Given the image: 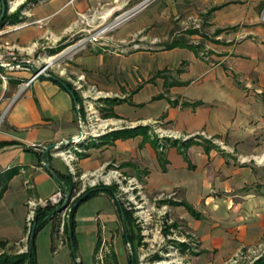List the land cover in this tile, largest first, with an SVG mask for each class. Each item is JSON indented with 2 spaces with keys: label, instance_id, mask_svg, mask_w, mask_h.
I'll list each match as a JSON object with an SVG mask.
<instances>
[{
  "label": "crops",
  "instance_id": "crops-1",
  "mask_svg": "<svg viewBox=\"0 0 264 264\" xmlns=\"http://www.w3.org/2000/svg\"><path fill=\"white\" fill-rule=\"evenodd\" d=\"M28 1L12 0L7 14L19 15L0 24L6 78L0 79V254L27 251V203L43 206L60 190L43 150L80 133L62 83L80 98L88 122L93 106L101 112L77 144L73 165L80 178L100 177L98 185L114 192L76 206L73 241L61 237L67 214L56 232L54 218L45 223L34 238L36 264H104L109 247L110 264H130L116 196L124 179L174 202L204 254L213 256L207 264L252 243L264 225V193L245 191L264 166V144L253 137L264 121V0H177L182 23L196 12L198 23L169 38L151 29L135 42L150 25L143 12L101 31L111 33L117 49L87 44L63 61L58 75L49 64L70 37L92 30L88 12L105 8L104 22L132 0H30L26 8ZM39 61L42 72L31 79ZM57 157L50 153L52 169L73 180L71 166L64 171ZM20 244L26 250L10 252Z\"/></svg>",
  "mask_w": 264,
  "mask_h": 264
},
{
  "label": "rangeland",
  "instance_id": "rangeland-1",
  "mask_svg": "<svg viewBox=\"0 0 264 264\" xmlns=\"http://www.w3.org/2000/svg\"><path fill=\"white\" fill-rule=\"evenodd\" d=\"M165 1L169 2V6ZM176 1L177 0H132L127 6L117 9L115 13L104 22L102 16L106 12L105 8L99 7L98 10L88 12L90 14H88V16L93 18L90 28L92 30L81 34H75L63 45L59 46L57 49L60 50L56 54L59 56L55 57L53 62L49 64L48 71L52 72L54 75H58L63 61L67 60V58L70 59L74 52L80 48H84L87 44H92V46L96 48L101 47L109 51H114L117 49V46L111 42V33L108 31L101 34V31L103 29L107 30V28L109 30H114L127 20L135 18L143 12L149 11L148 20L150 25L146 27L144 31H141V33H136L134 35L135 42L140 40L142 33L145 34L151 29H154L158 35L169 38L172 35L182 33L183 28H193L198 23V20L195 19L199 16L198 13H195L196 17H188V19L184 21L185 23H182V19L184 20L185 18L181 19V16H178L179 18L177 17ZM30 4L31 1L29 0L25 7H29ZM20 14L22 15V12ZM122 19L123 21H121ZM200 23L198 26H200ZM202 53L206 56L205 49ZM42 66L43 61H39L35 65V68L39 70ZM261 106L263 108V113L264 102H262L260 107ZM99 108V105L92 107V111L95 113L91 116L92 121L88 122L86 120L87 115H84L83 120L85 129L81 139L69 144H59L58 149L54 148L50 150V153L53 155H59L57 158H59L60 164L64 167V171L67 170L69 172L71 166L74 173V186L71 191L72 196L69 201V206L62 212H59L53 219L54 232L58 231V227H61V219L64 220L66 218V214L69 212L70 205L74 200L86 189L101 183L100 177L96 180L89 176L80 178L76 167L73 165L77 158L75 153L78 154L81 152V150H77V144L84 142V137L90 134V130L94 127L92 124L95 118H101ZM263 124L264 121L253 134V137L257 135L255 140L261 141L262 144H264V133L258 134V129L264 128ZM253 125L256 126L257 121H255ZM88 144L93 145L92 140H90ZM108 171V169L102 170L101 175H106V173H109ZM255 171L259 177H256L257 181H255V183L250 185L247 184L245 191L252 190L264 193V166L260 170L255 169ZM136 186L137 185L132 184L128 179H124L122 183L120 182L117 185L116 189L118 201L130 215L128 230L132 240V248L130 245L126 246V258L132 254L135 258V264H207L209 260H213L212 255L204 254L203 250L200 248L197 234L187 226L185 220L178 214V210L173 207L174 203L170 198L167 199L165 197L147 194L141 187L137 188ZM47 205L51 204L47 202L45 205L40 206L29 201L26 205L28 213L27 223L32 225V220L34 219L37 209L40 207L45 208ZM262 205V213L264 214V201ZM30 227L31 226H29V229ZM26 228L28 229L27 225ZM61 237L66 239V233L63 232ZM22 245L23 244H20V246H13L10 252L13 253L19 250L17 247H20L21 250H26ZM1 249L7 251L5 246H1ZM104 253L105 255L102 254L105 259L104 264H110L112 258L111 247L105 250ZM97 255L100 256L99 252ZM259 261L264 262V225L260 234L255 236V240L252 243L239 246L228 256L223 258L221 262L213 264H255Z\"/></svg>",
  "mask_w": 264,
  "mask_h": 264
},
{
  "label": "trees",
  "instance_id": "trees-1",
  "mask_svg": "<svg viewBox=\"0 0 264 264\" xmlns=\"http://www.w3.org/2000/svg\"><path fill=\"white\" fill-rule=\"evenodd\" d=\"M18 15H19V11L15 12L12 15H8L6 13L4 18L2 19V21L0 22V24H3L4 22L10 20V18L17 17ZM59 83H61V82H59ZM67 86L69 88H71V85L67 84ZM75 98H76L77 103L79 104V109H80L81 116L84 119V112H83V109H82V107L80 105V98L76 95V93H75ZM45 157H46V155L44 153H42V159H45ZM47 161H49V162L51 161L50 153L48 155ZM53 171L57 174L59 179L65 185V189L63 190V188L60 186V190L63 193H65V190L66 191H71L73 186H74L72 177L69 174L60 173V172L55 171L54 169H53ZM109 189L112 192H114V188L113 187L106 188V187H104L102 185H98V186H95V187H92V188H88L79 197H77L74 200V202L70 205V210L67 213V220H66V222L63 225V230H64V232L66 233L67 236H68L69 232H71L72 241H73V213H74V210L76 209V206L79 203H81L82 201H84L87 198H89L90 196L96 195L97 193H99L101 191H110ZM76 201H79V202H78V204L76 206H74V203ZM61 203H62V201L59 204H57V205H52L51 204V205H47L45 208L40 207L39 209H37V211L35 212L34 219L32 220V224L35 223V230H34V234H33L32 237L29 234L27 251L24 252V253H21V254L2 253V254H0V264L22 263L24 261H26L27 264H36L35 249H34L35 234L40 228H42L45 225V223H47L49 220L55 218L58 215L59 212H55V209ZM186 208L192 214H195L194 211L190 207L186 206ZM119 213H120V217H121V220L123 222V225L125 227V232H124L125 242L127 244H129L130 247L132 248V240L130 238L129 230H128L129 221H130V215H129V212L127 210H125L120 203H119ZM1 245L4 246V244H1ZM129 259H130V261H129L130 264H135L134 256L132 258V256L129 255ZM255 264H264V262L259 261V262L255 263Z\"/></svg>",
  "mask_w": 264,
  "mask_h": 264
},
{
  "label": "water",
  "instance_id": "water-1",
  "mask_svg": "<svg viewBox=\"0 0 264 264\" xmlns=\"http://www.w3.org/2000/svg\"><path fill=\"white\" fill-rule=\"evenodd\" d=\"M8 12V6H7V1L5 0H0V22L2 21V19L4 18L5 14ZM1 67V65H0ZM37 72V70H34V73L35 74ZM53 79H56L55 77H53ZM63 87L67 90V92L70 94V96L72 97L73 101H74V105H75V109H76V112H77V115H78V119H79V124H80V133L79 135L76 137V138H70L68 139L66 142H63V143H71V142H75L79 139L82 138V136L84 135V129H85V124H84V120H83V117L81 116V113H80V109H79V104L77 103L76 101V98H75V94L73 92V90H71L70 88H68L66 86V84H63ZM62 143V144H63ZM61 145V144H60ZM58 146L59 145H56V144H50L48 145L44 150H43V153L46 155L44 161H45V168L46 170L48 171V173L58 182V184L63 188V190L65 189V185L64 183L59 179V177L57 176V174L53 171V169L50 167V162L47 161L48 159V155L50 153V150L51 149H58ZM72 191V190H71ZM71 191H66L65 190V193H64V198H63V201L62 203L55 209V212H62L63 210H65L68 206H69V201H70V198H71ZM79 201H76L74 203V206H76L78 204ZM34 230H35V223H33L31 225V228H30V236L32 237L33 234H34ZM69 238L71 240V232H69ZM132 258H133V255L131 254Z\"/></svg>",
  "mask_w": 264,
  "mask_h": 264
},
{
  "label": "built area",
  "instance_id": "built-area-1",
  "mask_svg": "<svg viewBox=\"0 0 264 264\" xmlns=\"http://www.w3.org/2000/svg\"><path fill=\"white\" fill-rule=\"evenodd\" d=\"M11 2L10 0L7 1V6H8V12L11 11ZM261 21L264 22V8L262 9V12H261ZM42 72V68L39 70H37V72L35 74L32 75L31 79L37 77L40 73ZM0 79L4 82L6 80L5 76L2 75L0 73ZM28 84V82L25 84V86ZM63 197H64V193L61 191V190H58L56 191L55 193H53L49 200H48V203L52 204V205H57L59 204L61 201H63ZM33 204H35L33 202ZM31 228V227H30Z\"/></svg>",
  "mask_w": 264,
  "mask_h": 264
},
{
  "label": "bare ground",
  "instance_id": "bare-ground-1",
  "mask_svg": "<svg viewBox=\"0 0 264 264\" xmlns=\"http://www.w3.org/2000/svg\"><path fill=\"white\" fill-rule=\"evenodd\" d=\"M12 8H13V6H12ZM12 8H11V9H12ZM105 30H106V29H105Z\"/></svg>",
  "mask_w": 264,
  "mask_h": 264
}]
</instances>
